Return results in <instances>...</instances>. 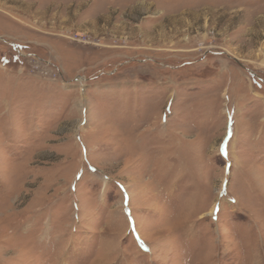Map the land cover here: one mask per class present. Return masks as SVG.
<instances>
[{
  "label": "rangeland",
  "instance_id": "rangeland-1",
  "mask_svg": "<svg viewBox=\"0 0 264 264\" xmlns=\"http://www.w3.org/2000/svg\"><path fill=\"white\" fill-rule=\"evenodd\" d=\"M0 264H264V0H0Z\"/></svg>",
  "mask_w": 264,
  "mask_h": 264
}]
</instances>
